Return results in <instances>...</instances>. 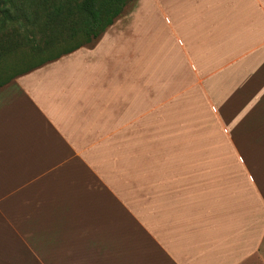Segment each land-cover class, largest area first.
I'll return each mask as SVG.
<instances>
[{"label": "crops", "instance_id": "obj_1", "mask_svg": "<svg viewBox=\"0 0 264 264\" xmlns=\"http://www.w3.org/2000/svg\"><path fill=\"white\" fill-rule=\"evenodd\" d=\"M0 264H264V0H135L1 86Z\"/></svg>", "mask_w": 264, "mask_h": 264}, {"label": "trees", "instance_id": "obj_2", "mask_svg": "<svg viewBox=\"0 0 264 264\" xmlns=\"http://www.w3.org/2000/svg\"><path fill=\"white\" fill-rule=\"evenodd\" d=\"M133 0H0V87L15 77L96 41ZM21 7V8H20ZM20 11V12H19ZM9 25L13 29L6 32ZM17 25V28L14 27ZM22 52L8 72L3 64Z\"/></svg>", "mask_w": 264, "mask_h": 264}, {"label": "rangeland", "instance_id": "obj_3", "mask_svg": "<svg viewBox=\"0 0 264 264\" xmlns=\"http://www.w3.org/2000/svg\"><path fill=\"white\" fill-rule=\"evenodd\" d=\"M133 1H135V0H133ZM133 1L127 3L126 9H124L122 11V14L125 13V10H128V9L131 8ZM17 4L18 5L22 4L24 9H25V11H26V9H29V7L25 3V0H17ZM14 27L17 28V25L14 24ZM12 31H13V29L11 28V26L8 23V26L6 28V32L7 33H11ZM21 52H22V50L20 48H17V49H14L11 53L6 55L5 59L3 60V64H6V65L9 66L8 72H11V71H13L16 68V66L14 64L17 62V57L20 55Z\"/></svg>", "mask_w": 264, "mask_h": 264}]
</instances>
